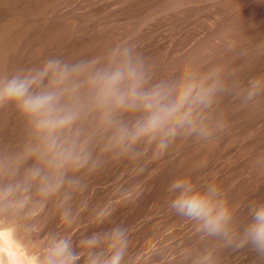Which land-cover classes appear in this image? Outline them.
Instances as JSON below:
<instances>
[{"label": "rangeland", "instance_id": "obj_1", "mask_svg": "<svg viewBox=\"0 0 264 264\" xmlns=\"http://www.w3.org/2000/svg\"><path fill=\"white\" fill-rule=\"evenodd\" d=\"M0 36V75L45 58H87L126 42L157 78L184 65L200 72L219 67L228 89L210 110L208 138L183 136L158 160L150 150L136 160L105 155L95 172L77 174L80 189L66 205L74 218L70 226L60 220L63 194L0 213L30 244L42 251L46 238L58 234L70 235L75 246L120 228L123 264H194L207 253L212 264H264L249 246L234 248L198 231L169 207L174 193L168 191L177 175H191L200 188L220 184L237 209L240 230L249 219L248 202L264 199V93L242 101L249 80L264 75V0H0ZM84 136L102 143L92 123ZM27 140L28 128L16 110L0 108V157H13ZM129 192L130 200L115 203ZM109 206L111 214L97 221ZM105 247L98 244L93 255L106 258Z\"/></svg>", "mask_w": 264, "mask_h": 264}, {"label": "clouds", "instance_id": "obj_2", "mask_svg": "<svg viewBox=\"0 0 264 264\" xmlns=\"http://www.w3.org/2000/svg\"><path fill=\"white\" fill-rule=\"evenodd\" d=\"M220 72L219 67L200 72L184 65L157 78L151 65L120 42L87 58H45L0 75V108L13 107L28 128L23 149L13 157H0V213L23 211L33 200L43 204L63 194L60 220L70 226L74 218L66 205L80 189L76 176L95 172L105 155L136 160L150 150L151 159L158 160L183 136L208 138L210 110L218 94L228 90ZM262 93L264 75H258L249 80L242 101ZM89 123L100 132L102 143L82 138ZM28 161L32 163L21 174ZM168 191L174 193L169 207L195 222L198 231L221 237L234 248L249 246L264 260V199L248 202L249 219L240 230L237 209L220 184L211 181L200 188L191 175H177ZM131 197L124 193L115 203ZM110 214L109 206L96 220ZM101 243L106 258L93 255ZM125 248V230L120 228L103 237L94 233L75 246L70 235H50L37 264H78L82 259L84 264H123ZM212 258L207 253L194 264H212Z\"/></svg>", "mask_w": 264, "mask_h": 264}, {"label": "bare ground", "instance_id": "obj_3", "mask_svg": "<svg viewBox=\"0 0 264 264\" xmlns=\"http://www.w3.org/2000/svg\"><path fill=\"white\" fill-rule=\"evenodd\" d=\"M1 216L2 215H0V264H37V259L41 254V248L39 249L35 244L32 245L33 243L30 244L25 239L24 233L22 232V234L20 232L21 230H18L20 228H17L14 223L8 222L5 219L6 217Z\"/></svg>", "mask_w": 264, "mask_h": 264}]
</instances>
